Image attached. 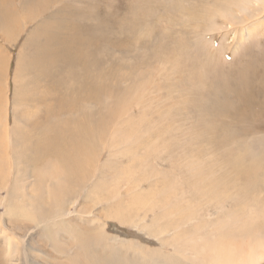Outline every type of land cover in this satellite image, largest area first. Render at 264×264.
Here are the masks:
<instances>
[{
    "label": "rangeland",
    "instance_id": "1",
    "mask_svg": "<svg viewBox=\"0 0 264 264\" xmlns=\"http://www.w3.org/2000/svg\"><path fill=\"white\" fill-rule=\"evenodd\" d=\"M56 1L50 2L55 5ZM68 1H71V10L62 11L56 16L55 21L65 22L69 26L71 24V28L78 23L84 27H82L84 30L78 33V39L74 43V47L77 48L70 51L77 58L75 57V61L71 64L69 61L66 65L47 63L45 73L38 77L33 70H25L23 65L18 64V60L23 59V56L29 58L35 53L34 43L25 44L33 26L29 20L28 7H36V12L40 7H45L48 2L45 0H0V65L6 64V61L10 62L9 68L6 69L4 64L0 70V186L2 187H0V227L2 226L5 230V233H0V264H82L81 253L75 254L78 251L77 245L83 239L77 244L76 236H79V239L84 237V240L85 238L89 241L93 240V246H89L85 254L87 257L90 256L88 251L93 248L92 255L108 257L105 258L106 262L104 259V264H113L110 260L113 262L118 260L120 264H170L172 261H177L176 264H198L175 256L178 252L175 251V247L178 245L174 242V232L168 230L174 223L170 222L172 218L162 217L163 211L166 214L168 213L165 212L166 210H172L168 206L172 201L175 203L171 204L173 207L176 204L180 206L179 203L186 201L184 202L186 209H189L190 203L195 208L194 220L186 221V225H181L182 230L179 231L181 235L186 230L196 233L201 227L206 226L207 229L204 230L206 233L201 231L200 235H210L212 229V245L218 242L223 245V248H219L218 254L234 253L235 248H240L239 245H244L245 252H248L251 245H256L254 250L262 251L264 255V203L257 205L258 203L254 201H248L254 194L255 188L264 190L262 178L258 181L253 179L255 173L260 177L264 176V163L260 162V165L255 161L264 158V123L252 121L248 125V122L238 123L220 114L208 116L204 110L211 111V108L203 106L199 109L197 104L198 95L201 93L206 96L207 105L210 100L215 98L217 100L219 94L217 89L225 84V74L227 73V76L237 74L242 59L243 61L247 57L264 59V0H238L234 6L227 7V18L214 19L213 17L205 26L200 27L201 29L195 28L187 17L189 9L193 11L194 8H199L202 11L203 8H200L197 0ZM40 3L43 5L41 6ZM37 4L40 5L37 7ZM75 11H78L80 16L79 13L77 17L72 13ZM92 12L98 19L95 16L92 17L94 15ZM66 14H69L67 19ZM91 27L92 30H90ZM6 38H13V40L16 38V41L12 46H6ZM210 53L212 59L216 57L218 61L220 58L219 64L223 62L226 65L225 68L219 66L220 71L216 69L210 72L214 76L213 81L217 84L213 92L209 89H201L200 84L195 80L197 77L195 74L198 73H191L192 69L202 64L200 62L205 64ZM178 57H181L179 62H177ZM233 67L238 70L236 71ZM243 70L244 64L240 67V71L244 72ZM218 79L221 80L217 81ZM94 82L100 83V95L89 93V98H86L87 93L82 92V86L91 87ZM236 84L239 86L238 82H235ZM187 92L191 94L193 100L180 105L182 113L176 114L177 111L173 110L175 106L171 103H180L179 100ZM42 93L47 97L52 95L55 99L51 97L46 104L41 103L39 100ZM222 96L219 94L220 98ZM36 99L39 100L36 101ZM86 101H89L88 103L93 107L87 110L91 111L89 114L81 110L82 103ZM40 109L44 110L42 114ZM46 109H52V111L47 112ZM67 117L71 118L67 120ZM143 118L147 121L145 120L143 131L137 134L139 139L129 136L135 132ZM54 120L60 122L56 123ZM233 122L237 124L232 126ZM251 123H253V129H247L246 126H251ZM172 125L175 127L174 130ZM197 125L202 126L200 130L203 126L213 128L207 127L208 131L202 129L205 132L203 135L200 134L199 147L197 145V148H193L188 143L187 130ZM95 126L102 132L101 149L96 154L98 159L94 164L95 169L93 172L86 173L88 176L82 179L83 184L69 182L70 191L64 199V215L54 220L55 222L48 223L49 218H47L44 223L38 224L33 219L21 218L16 213L9 212L23 200L25 203L28 201L33 208V201L42 191V181L39 178L41 173L47 175L43 189L45 197L38 203V207L43 212V203L47 202L46 197L49 192L51 193V186L55 181L51 182L50 174L54 173L53 170L59 169L61 174H64L60 163L62 155L35 156L38 150L48 146L45 142V138H48L46 136H52L56 132L66 135L67 132L72 133L77 129L81 133L85 128ZM169 126L170 132H164L165 137L161 140L160 146L155 148L157 151L154 150L152 153L148 151L149 155H145V152L147 154V149L144 148L145 136H142V133L147 131L145 129H148L149 134L150 131L158 134ZM207 132L211 137L206 134ZM181 135L183 136L180 137ZM206 135L213 139L211 141L214 144H211V148L205 143H200L208 139ZM66 138L69 139L67 136ZM114 139L117 143L110 148V143L105 142H113ZM52 140L56 143H67L64 136L61 137L58 134L54 135ZM140 141L142 150L138 149V151L141 150L142 153L135 151ZM130 147L135 148L136 154L130 152ZM199 148L202 149H200L201 156L205 155L202 159H200ZM79 149L83 150L82 147ZM238 155L246 159L247 173L243 172L241 175L243 180L234 179L235 182L227 178L229 183L220 182V184L224 185L226 190L227 184L232 185L234 182L238 185L239 181L243 184L241 187L250 189L248 194L250 198L246 197L245 202H253L254 207L252 212H249L250 215L247 216L244 213L243 217H246L244 220L249 221V225L252 220H260L262 223L259 221L255 223L256 226L247 225L251 230L244 228L245 232L248 230L247 235L243 234L244 237L238 231L239 227L244 226L240 217L233 218L234 221L230 220V224H225L227 221L223 220L230 219V215L238 213L234 210L241 204V195L235 192L240 190V185L238 188L236 185L235 190L233 187L228 197L223 196L221 191L218 192L219 200L214 198L212 201L210 198L202 199L205 197L203 195L198 196L197 188L202 189V186L200 187L202 183L195 185L193 181V178L199 177L196 170L200 165L209 163L208 160L211 157H215L213 171L217 175L229 174L228 171H231V168L236 169L233 164ZM132 158L137 159L131 161ZM140 161L145 164L142 165ZM258 165L260 169H257ZM60 178L64 179L63 176ZM165 179L168 182H164ZM156 180L160 182L159 188L163 187L162 191L167 190L165 185L167 183L168 186L175 187V190L171 192L174 191L175 194L176 191L179 195L173 198V193L168 187L167 197L164 196L162 199V206L158 204L154 205V208L148 206L145 210L134 209L135 212L130 214L131 212L127 210L130 209L133 200L136 202L140 195L136 194L139 191L147 194L152 184L154 185L152 190H154L157 185ZM214 180L217 181V177ZM129 181L130 183L132 181L131 185ZM162 182L165 183L164 186ZM258 182H261V187ZM153 193L152 199L155 200L157 196ZM135 196L138 197H136L137 200ZM169 198L172 200L170 203ZM166 206L168 208L165 209ZM198 206L201 211L197 209ZM176 207L174 208L177 211L174 209L173 212H178L177 208L180 207ZM115 214L122 215L126 221H121ZM38 216L44 220L41 214ZM157 221L161 223L158 231L155 232ZM199 221L205 223L198 226L196 224L200 223ZM218 221L225 225L222 226L223 228L214 229V223H219ZM221 230L226 232L224 235L228 234L227 237L233 241H226V236L219 238L218 234ZM5 234L14 238L12 244L5 242ZM186 237L189 238V234ZM172 244L176 245L172 246ZM190 246L184 247L187 253L191 252ZM17 247L20 248L17 249ZM179 249L180 247L177 250ZM252 251L249 257H247L248 254L246 255V259L253 258ZM188 257L190 258V254ZM211 263L216 264L213 259L208 258L205 264ZM257 263L264 264V256L260 257Z\"/></svg>",
    "mask_w": 264,
    "mask_h": 264
},
{
    "label": "bare ground",
    "instance_id": "2",
    "mask_svg": "<svg viewBox=\"0 0 264 264\" xmlns=\"http://www.w3.org/2000/svg\"><path fill=\"white\" fill-rule=\"evenodd\" d=\"M45 1L48 2V4L45 7H42V8L40 7L39 9L37 8L39 12L38 11L35 12L36 7H28V9H29V13L28 14L30 15L29 16V20L31 21L30 23H33V26L31 27L32 28L31 31H29V33H28V37H27V39L25 41V44H27V43H34V45H35V53L33 55H31V57H29V58L24 57L23 54H22L23 59L22 58H19V60H18V64L23 65L25 67V70H33L34 71V74L36 76H38V77H41L45 73L44 70L46 69L45 66H46L47 63L48 64H51V63L52 64L60 63V64H65L66 65V64H68L69 61H70V64H71V62H73V61L76 60L75 57L77 58V56H75L74 54H71L70 51L73 48H77V47H74V43L77 41V39H78V33H81V30H82V27H83V26L81 27L79 25V23H78L73 28H71L72 27L71 24L69 26L68 24L66 25L65 22L64 23H58L57 21H55L56 16L58 14H60L62 11L71 10V1H68V0H57L55 2V5H52V3L54 2V0H53V2H50L52 0H49V1L48 0H45ZM197 1H199L200 8L201 7L203 8L202 11L199 8H194L193 11L190 10V9L187 10L188 11L187 17H188L189 21L193 24V26L195 28H200V27L205 26L207 24V22H209V21H211L213 19V17H214V19H216V17L227 18V15H226L227 10H228L227 7L234 6L237 3L238 0H197ZM40 4H41V6L43 5L42 3H40ZM40 4H37V7ZM179 4H180V2H179ZM96 6H98V5H96ZM78 11H75V12H72V13L77 17L78 16V13H79ZM92 14H94V13L92 12ZM79 16H80V13H79ZM94 16H95V14L92 17H94ZM95 17L98 19L97 15ZM67 18H69V14H66V19ZM90 30H92V27L90 28ZM94 34L96 35V32ZM94 37H96V36H94ZM13 38H6L5 39V43H6L5 45L6 46L7 45L12 46L13 43H15V41H16V38L14 40H13ZM94 39H92V40H94ZM181 49H183V48H181ZM89 50H90V48H89ZM176 50H178V49H176ZM178 54H179V52H178ZM257 54H259L258 51H257ZM181 55H182V53H181ZM71 56H73V58H71ZM210 56H211V53L208 55L205 64H203V62H200V63L203 64V66L201 64L200 66H198L199 68L198 67L197 68H194L193 67L194 69L191 68L192 69L191 73H193V72L198 73L197 75L195 74V76H197L195 78V80H197V82L200 84V88L201 89H203V90L209 89V90H212V92H213V91H215V86H217V84H216L215 81H213L214 76L210 72H213L216 69L220 71L219 66L225 68L226 65H224L225 63H223V62H221V64H219L218 61H219L220 58H218V61H217L215 59L216 57L213 58L215 60L213 62V59ZM61 57H63V58L60 59ZM180 58L179 57L177 58V62H179ZM64 61H66V62H64ZM9 63H10L9 61H6V64L3 63L2 65L5 64L6 65V69H7V67L9 68V66H8ZM96 64H97V62H96ZM181 64H183V63L181 62ZM243 64H244V70H243L244 72H241L240 71V67ZM2 65H0V70H1ZM239 65H240V67H239L238 73L235 74V75L234 74H230L228 76H227V73H226L225 76H224L226 78L225 84L222 85V86H220V87H218L217 92L219 94H222L223 95L222 98H220L219 97V94H218V96L216 95L217 96V100H216V98L214 100H210V103L207 105L205 103V97L206 96L202 95V93H201V94L198 95L199 96V101H197L198 107H199V109L203 108V106L210 107L211 108V111H205L204 110V113H206L208 116L209 115L213 116L215 114H220L222 117H225V116L226 117H230L232 120L237 121L238 123L246 124L248 122V125H249V122H252V121L253 122H257V123L259 121H263V123H264V104H262L260 102V101L264 102V59H261L260 60V59H258L256 57H247L246 59L244 58V61L242 59L241 64H239ZM195 66H196V64H195ZM174 67H176V66H174ZM177 67H179V66H177ZM181 67H182V65H181ZM235 70L237 71L238 69H235ZM252 71H254L255 73H253ZM222 72H223V70H222ZM192 75H194V74H192ZM218 78H219V76H218ZM220 80L221 79H218L217 81H220ZM235 82H238L239 83V86H237V84L235 85ZM82 88H83V91L82 92L85 93V94L87 93L86 94V98H89L88 97V94L89 93L90 94H94L96 96L98 94L100 95V93H99L100 92V83H95L94 82V85L92 84L91 87H88L87 86V87L84 88L82 86ZM51 94L53 95L52 91H51ZM27 95L28 94H26V96ZM52 95H49V97H47V95H43V93H42L40 100L39 99H36V101L39 100L41 103L46 104V102H47V100L49 98L53 97V100L55 99V97L52 96ZM191 100H193V98H192L191 94H189L187 92V94L184 95V97L181 98V100H179L180 103H178V102L177 103H174V104H172L171 102L170 103H171V105H174L175 106V108L173 110H174V112L176 110L177 112H175V113L177 114V113H180L181 112V109L179 108L180 105H183V103L185 104L186 102L187 103L188 102L190 103ZM176 101H178V100H176ZM88 102L89 101L83 102L82 103L83 105H81L82 106L81 110L83 112L86 111L87 114H89L91 112V111H87V110L93 109V107ZM188 105H190V104H188ZM193 106L194 105H192V107ZM170 109H168V110L171 112L172 110H170ZM46 110H47V112L52 111V109H46ZM43 112H44V110L43 109L42 110L40 109V114H42ZM189 112H190V110H189ZM181 117L183 118V116H181ZM70 118L67 117L66 119L68 120ZM252 119H255V120H258V121H255V120H252ZM145 120L146 119L143 118V119L140 120V122L138 121L139 122L138 128L135 130V132H132L133 133L132 135L130 134L129 136L136 137L137 139H139V136H137V134L138 133H141L143 131L142 129H143L144 125H145ZM205 120H207V118ZM62 121H63V119H62ZM55 122L57 123V122H60V121L57 120ZM138 122H137V124H138ZM183 122H184V120H183ZM205 123H207V122L205 121ZM52 124L55 126L54 123H52ZM198 124H201V123H198ZM234 124H237V123L236 122L235 123L233 122L232 126ZM252 124L253 123H251L250 124L251 126H249V127L247 125L246 128L247 129H253ZM171 127H173V125ZM182 127L183 126L180 127L181 128V131H183L182 130L183 129ZM201 127H202L201 125L200 126L197 125V126H194L193 128L191 127L190 129L187 130V132H188L187 133V137L188 138L187 137H185V138L189 139V142L188 143H189L190 147L197 148L196 146L199 144V138H200V136L203 135V132H205L204 130H206L207 127H209V126H207V127L205 126L206 128H204V126H203L202 129H204V130H202V129L200 130ZM211 127H209V128H211ZM258 127H260V126H258ZM169 128H170V126L168 127V129L165 128L162 132H160L158 134L153 133L151 131H150V134H149L148 133V129H145L147 131H144L142 133V136H145V138H144L145 139L144 148L147 149V154L145 152V155H149L148 154V151L151 152V153L154 150L157 151V149H155V148H157L158 145L160 146L161 140L165 137L164 132L165 133L166 132H170V129ZM174 128L175 127H173L172 130H174ZM133 130L134 129H132V131ZM137 130H139V132ZM207 131H208V129H207ZM56 134L60 135L61 137L64 136V138L66 139V142L67 143H64L63 144V142H60V143L54 142L52 140V138ZM206 134L209 135L210 133L207 132ZM54 135L52 134V136H46L48 138H45L46 139L45 142L48 144V146L45 149L38 150L36 152V154H35L36 157H41L44 154L47 155V156H51L52 155L53 157H57L58 154L59 155H62V160H61L60 163H61V166L64 169V174H61L60 169L57 170V171H54L53 170L54 173L50 174V175H52V177L50 178L51 179V182L55 180V181H57V183H55V181H54V184L51 186V193L49 192L48 195H47V197H46L47 202L45 201L43 203V206H44L43 209H44V211L42 212L41 208L38 207V203L41 200V198L44 199V197H45L44 196L43 189H44V182H45V179L47 178V175H42V173H41V176L39 177V178H41V181H42V185H41L42 191H41V193L37 197L35 195L36 199L33 201L34 202L33 208H32V206H30V204H29L28 201L25 203V201L23 200L21 203L16 204L13 208H11L9 210V212L16 213L21 218L33 219L34 221H37L38 224L44 223L46 221L45 219H47V218H49V220H47L48 223L55 222L54 220L59 219L62 215H64L63 214L64 199H65L66 194L69 193V191H70V184H69V182L72 181L73 183H76V184L78 183V185H79V183H82L83 182L82 179H85L88 176V175H86V173L93 172V170L95 169V165L94 164L97 163L96 161L98 159V157L96 155L97 154V151L101 149V143H100V141H101V138H102V132L97 128V126H95L94 128H90V127L85 128L81 133H80L79 129H77V130H73L72 133L67 132L66 135L61 134L60 132H56ZM66 136L69 137V139H67ZM182 136L183 135H181L180 137H182ZM216 136H217V134H216ZM209 137H211V136L209 135ZM209 137L207 136V138L210 139V140L205 139L206 140L205 142H200V143H205V145H207L209 148H211V144L213 143V141H211V140H213V139H211ZM115 139H117V137H115ZM115 139L113 140V142L112 141H107L105 143H108L109 142L110 143V145H109L110 148L111 147H114L116 145V143H117V141H115ZM102 146L104 147L105 145L103 144ZM77 147H79V148L82 147L83 150H81V149H79ZM141 147H142V145H141V141H140L139 144L136 146V150H135V148L132 149V147H130L131 148L130 149L131 150L130 152L131 153L134 152L136 154L135 151H138V149H141ZM198 147H199V145H198ZM184 148H186V147H184ZM200 149L201 148H199L198 150L200 151V153H199L200 154V159H202V157L205 156V155L203 154V156H201L202 155L201 154V150L202 149L201 150ZM141 150H139V151H141ZM142 152L143 151H141V153ZM162 152H164V151H162ZM162 152H160V153H162ZM225 152H227V151H225ZM154 153H156V152H154ZM195 153H196V151H195ZM190 154H192L191 153V150H190ZM138 155H139V153H137V156ZM141 156H143V155L141 154ZM141 156H140V158H141ZM152 156H154V154ZM238 156L239 157H237V159L234 161L235 163L233 164L234 165V168H236V169L231 168V171H228L229 174H227V175L226 174L217 175V173H215L213 171V165H214L213 160H214L215 157L214 158L211 157L208 160L209 163H207L206 165H200L201 167L202 166H204V167L200 168V166H199L198 170H196L198 172L199 177L196 176V179L193 178V181H194L195 185H197L199 183H202L203 184V185L202 184L200 185V187L202 186V189L197 188V194H198V196L203 195L205 197H202V199H206V200L208 199L209 200V198H210V200L213 201L214 198L215 199H218L217 198V194H219L218 192L221 191L223 196L228 197V195H230L229 193L231 192V189H233V187H234V190H235V186L237 184H235L234 182H233L232 185L227 184V187L228 188L226 190H224V185H221L220 182H228L229 183V181H227V178L229 180H233V181H235L234 179H238L239 181H241V180H243L241 178V175L243 174V172L244 173H247L246 172L247 165H245V160L246 159H244V157L242 155L241 156L238 155ZM262 157H263V155H262ZM149 158H151V156ZM136 159L135 158L134 159L132 158L131 161L136 160ZM138 160H137V162H138ZM149 161H150V159L148 160V162ZM255 161H256V164H260V162L261 163H264V158H263V160L262 159H259V160H255ZM134 162L136 163V161H134ZM140 162H142V161H140ZM90 163H91V165H90ZM135 163H134V166L136 165ZM143 163L144 162H142V165H143ZM250 164H252V163H250ZM196 165H198V164L196 163ZM133 168L135 170V167H133ZM257 169H260L259 168V165L257 166ZM77 172L79 174H77ZM253 172H255V171H253ZM252 174H254V173H252ZM254 175H255L253 177L254 180H257L258 181L260 178H262V183H264V176L263 177H260V175L257 174V173H255ZM61 176H63L64 179H61V178L59 179V177H61ZM194 176H195V174H194ZM215 177H217V181L214 180ZM157 180H156V182H157L156 184L157 185H156V187H154V190H152L153 189V186H154L152 184L151 185L152 186L151 187V190H148L147 191V194L144 191H139V193L136 194V195H139L140 194L141 196L139 195L138 196L139 198L137 196H135V199L137 197L138 200L136 199L137 200L136 202L133 200V202H132V204L130 206V209L127 210L128 212L129 211L131 212L130 214H132L133 211L135 212V210H145V209H147L146 207H148V206H150L149 208H154L155 207L154 205H158V204L162 206V203H163L162 199H163L164 196H166L168 187H169L170 192L173 189L175 190V187L174 188L171 187L172 185L171 186H168L167 183L166 184L164 183V182H168V181H166L167 179H165V181L162 182V185L165 184L167 190L162 191V188L163 187L159 188L158 184L160 182H158ZM239 181H238V185L236 186V188H238L239 185H240V190L239 191H236V192L234 191L236 194H238V195L240 194L241 195V198H240V203L241 204L239 205V207H237L234 210V211H238V213L236 212L237 214L230 215L231 216V217L229 216L230 219H223V220H226L227 221V222H225V224L226 223H229L230 224V220H233L234 221L233 218L240 217L244 221V223L242 221V225H244L245 227L244 226L243 227L242 226L239 227L238 231L240 233H242V235L243 234L244 235H247L248 230H247V232H245L244 231V228L247 227L246 229H249L248 227L250 225H255L256 226L257 222H259L260 220H256V221H253L252 220V223L250 222V225H249V221H245L244 218H246V217H243V215H244V213H246V215L248 216V215H250L249 212H252L251 210L253 209L254 206H253V202H251V201H254V202L258 203L257 205H261V204L264 203V190H260V189L255 188L254 194L251 195L252 196L251 197L252 199H251L250 197H248L249 196L248 194H250L249 193L250 192V189L248 190V189H244L245 187L244 188L241 187V184L242 183H240ZM131 183H132V181H131ZM131 183L129 181V185H131ZM190 183H192V182H190ZM258 183H260V187H261V182H258ZM134 187H136V186H134ZM178 187H179V185H178ZM221 187H222V189H220ZM241 188H243L242 189V192H241ZM153 192L158 197L157 198L155 196L158 200L156 198H154L155 200L152 199V193ZM173 192H171V193H173ZM206 194H207V196H206ZM142 195H144V196H142ZM178 195H177V192L175 191V194L173 193V198H174V196H178ZM245 195H247V196H245ZM246 197L250 198V199H248V201L249 200H251V201L248 202V203H246L245 202L247 200ZM151 199L153 201H151ZM166 199H168V198H166ZM175 199H177V197ZM171 201L172 200L170 199L169 203ZM154 202H155V204H153ZM184 202H186V201H183L181 203L178 202L180 204V206H178V204H176V206L177 207H180V208H177L176 206H174V207H176L178 209V212H173L172 211V210L175 209L173 207V205L175 204L173 201L171 202V204L173 203V205H171V204L168 205V202H167V205L172 210H169L170 212L166 210L165 212H168L166 214L164 213V211H163L164 214L162 213V215H164L162 217H166V218H170V219L172 218L170 220V222L174 223L171 226V228H168V230L170 232H174L173 233L174 238H175L174 242H176V244L178 245V247H175V251H178L175 256H177L178 258H185V259H188V260H192L194 263H198V264L199 263L200 264H205L206 261L208 260V258L209 259H213L216 264H259V263H257L258 262V259L260 257H263L264 255H263L262 251L261 252L255 251L256 250L255 248L257 247L256 245H251V246L249 245L251 247V249H249V247H248V249H249L248 252H245L244 247H243L244 245H242V246L239 245L240 248H235L234 249V253H232V252H222V253H219L218 254V252L220 251L219 248H223V245L221 244V242H218L214 246L212 245V229H211L210 235H208V234L207 235H205V234L204 235H200L201 234L200 233L201 231H203V233H206V232H204V230L207 229L206 226L201 227L200 230H198L196 233H192V230H191V232L186 230L181 235L179 233V231L182 230L181 229V225L182 224L183 225H186V221L194 220V215H195V210H194L195 208L192 207V203L188 204V202H187V204L189 205V209H186L187 207L186 208L184 207V206H186ZM164 204H166V201H165ZM199 204L201 206V203H199ZM250 205H251V208H250ZM182 207H184V208H182ZM166 208H168V207L166 206L165 209ZM158 209H160V208H158ZM163 209L164 208H162V210ZM197 209H200L199 206H198ZM127 211L125 210V212H127ZM200 211H201V209H200ZM169 213H171V214H169ZM38 214H41V216L44 217V220H42L38 216ZM118 214H120L119 211H118ZM125 214H127V213H125ZM197 214H198V212H197ZM233 214H234V212H233ZM115 215H117V214H115ZM117 216H118V218L121 221H124L125 220L124 217H122V215L121 216L120 215H117ZM168 216H170V217H168ZM137 219H138V217H137ZM167 220L168 219H166V221ZM174 220H178V221H174ZM223 220H222V222H223ZM218 222L219 223H214V227H213L214 229L223 228L222 226L225 225V224L222 225L221 224V221H218ZM260 222L262 223V221H260ZM263 222H264V220H263ZM160 223H161V221L155 222V224H157V226H155L153 224L156 228L153 225H151L153 228L156 229L155 230V229L152 228L153 230H155V232L158 231L157 229L159 228ZM204 223L205 222H200V223H198L196 225L201 226ZM238 224H240V223H238ZM247 225H249V226H247ZM164 227H165V225H164ZM226 230L228 231V229H226ZM249 230H251V229H249ZM222 231L223 230H221L219 232V234H218L219 238H222V237L226 236V235H224L226 232H222ZM239 232H238V235H239ZM0 233H5V230H4V228H2V226L0 227ZM161 233H163V232H161ZM188 234H189V238L186 237V235H188ZM76 235H78V233ZM244 235H243V237H244ZM227 236H228V234H227ZM227 236H226V239H225L226 241H229V242L233 241V240H231L230 237H227ZM234 237H236V236H234ZM5 238H6L5 239V242L6 243H8V244H12L13 243L12 240L14 238L9 237L8 234H5ZM76 238H77V244H78V241L79 240H82L83 239L81 241V243H79L77 245L78 251L75 254V255H78V254L81 253V255H82V260H81L82 261V264H104L103 263L104 262V259L105 258H108V257H105V256H101L100 257V256L92 255V253H91L92 251L91 250L93 248H90L89 251H88V254L90 256L87 257V255L85 254V252L88 250V247L89 246H93V244H94L93 240L92 241H89V239H87V238H85V240H84V237H82L81 239H79V236H76ZM175 245L172 244V246H175ZM185 245H191L190 246V248H191V252L190 253H187L185 251V249H184ZM179 247H180V249L177 250ZM18 248H20V247H17V249ZM252 250H254V251H252ZM251 251L254 252L253 253V258L246 259V255L248 254L247 257H249ZM189 254H190V258L188 257ZM225 255H226V257H224ZM13 257H15V256H13ZM15 260H13V261H15ZM105 262H106V259H105ZM107 262H108V260H107ZM110 262H112L113 264H120L118 260L115 261L116 263L113 262V261H111V260H110ZM176 263H178V262L177 261H172L170 264H176Z\"/></svg>",
    "mask_w": 264,
    "mask_h": 264
}]
</instances>
